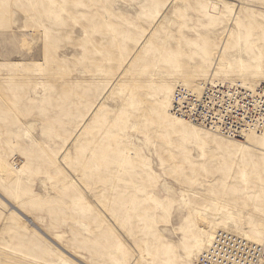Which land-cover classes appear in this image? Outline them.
Wrapping results in <instances>:
<instances>
[{"label": "rangeland", "instance_id": "374dc122", "mask_svg": "<svg viewBox=\"0 0 264 264\" xmlns=\"http://www.w3.org/2000/svg\"><path fill=\"white\" fill-rule=\"evenodd\" d=\"M239 79L264 86V0H0V264H194L196 210L263 236L264 153L167 109Z\"/></svg>", "mask_w": 264, "mask_h": 264}, {"label": "built area", "instance_id": "2783aa9c", "mask_svg": "<svg viewBox=\"0 0 264 264\" xmlns=\"http://www.w3.org/2000/svg\"><path fill=\"white\" fill-rule=\"evenodd\" d=\"M170 112L227 138L240 139L249 131H264V86L252 92L239 82L219 84L210 80L203 83L200 93L177 86ZM195 264H264V244L254 245L219 231Z\"/></svg>", "mask_w": 264, "mask_h": 264}, {"label": "bare ground", "instance_id": "6f19581e", "mask_svg": "<svg viewBox=\"0 0 264 264\" xmlns=\"http://www.w3.org/2000/svg\"><path fill=\"white\" fill-rule=\"evenodd\" d=\"M170 4H174V3L170 2ZM229 35H230V27L223 33V35L221 37V44L225 45V43L229 40ZM237 44L240 45L239 34L237 36ZM219 55H220L219 52L215 53L216 57H219ZM239 61H240V59H239ZM240 74L243 75V71L242 70H241ZM237 82H239L244 88H246L247 90H250L252 92L255 91L261 85V84H257V85L251 84L250 82H248L247 80H244V79H239V81L238 80H233V81H229V82H221L219 84H225V83L232 84V83H237ZM184 87L189 88L190 90H192L195 93H200L202 85H199V86L195 85L193 87H190V86L186 85ZM175 88L173 90H171V92L169 93L170 98L168 99V107H167V109L169 108V113L170 114H171L170 108H171L172 95H173V93L175 91ZM103 98H105V97H102V99ZM171 116L173 118H177V119H175L176 122H181V123L182 122H186V124L194 125L196 128H200L201 127L199 125L190 123V122L186 121L185 119H182V118H179V117H175L172 114H171ZM201 129L206 130L208 132L215 133V135L217 134V136L222 137L224 139L227 138V137L223 136L221 133H218V132H215V131H210V130L205 129L203 127H201ZM250 137H256L258 142L261 141V143H263V145H264V131L261 132V133H256L254 131H249V132L243 134L240 139H231V138H227V139H229L231 142H235V143L241 145L242 147H246V148L249 147L250 149H254L256 151L264 153V148L260 149V148L254 147L253 145L251 146V144H253V142H251L250 140L254 139V138H250ZM9 175H11L10 169L0 159V176H6L7 178H9ZM0 199H1V201H3L5 203L6 200L1 195H0ZM12 207H14V206H12ZM19 213H20L19 214L20 216H24V214H22L21 212H19ZM195 214H196V219H197V227L199 229V233H201L202 236L192 239L193 248H194V256L191 258V260L193 259L192 261H194V264H195L196 259L199 257V255H201V253H203L204 251H206L207 248H209V246L212 243L215 235L219 231H223V232L229 233V234H231L233 236H237V237L243 238L246 241H248L249 243L254 244V245H263L264 244V223H259L255 227V231H257L259 233H262L263 236H260V235L259 236H254V235L249 234L246 231H243L241 229H233V228H231V227H229L227 225H219L217 228H214V227L209 228L207 219L203 216V214L199 210H196ZM21 223L23 225L31 227L38 234L40 233L45 239L50 241V243L53 244L56 248H58L59 250H61V251L66 253V251L64 249H62V247H60L57 243H55L48 234L44 233V231H42L40 228H38L36 225H34V223L30 220V217L24 216V219L22 218V222Z\"/></svg>", "mask_w": 264, "mask_h": 264}]
</instances>
